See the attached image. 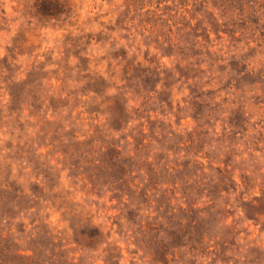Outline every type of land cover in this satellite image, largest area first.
Masks as SVG:
<instances>
[{
	"label": "rangeland",
	"instance_id": "rangeland-1",
	"mask_svg": "<svg viewBox=\"0 0 264 264\" xmlns=\"http://www.w3.org/2000/svg\"><path fill=\"white\" fill-rule=\"evenodd\" d=\"M0 264H264V0H0Z\"/></svg>",
	"mask_w": 264,
	"mask_h": 264
}]
</instances>
